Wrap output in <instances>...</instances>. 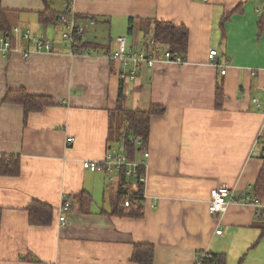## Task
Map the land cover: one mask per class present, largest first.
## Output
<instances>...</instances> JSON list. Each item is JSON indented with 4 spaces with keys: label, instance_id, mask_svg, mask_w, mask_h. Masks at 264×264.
<instances>
[{
    "label": "crops",
    "instance_id": "crops-1",
    "mask_svg": "<svg viewBox=\"0 0 264 264\" xmlns=\"http://www.w3.org/2000/svg\"><path fill=\"white\" fill-rule=\"evenodd\" d=\"M241 3L242 12L224 25V38L223 16ZM51 5L63 9L62 0ZM45 10L44 0H0L9 27L28 28L55 48L29 56L0 51V155H15L20 168L0 174V264H136L137 243L154 245V264H195L206 250L225 254L226 264H264V221L254 206L233 202L221 215L209 212L213 188L227 185L241 198L263 165L264 0H76L75 12L92 17L78 20L85 41L96 46L89 54H72L62 37L65 26L41 22ZM150 19L189 29L187 63L159 62L125 77L128 67L108 53L119 35L128 48H140L153 34ZM211 49L222 67L209 63ZM19 88L55 103L30 113L25 123L23 106L2 102L8 89ZM118 104L164 108L151 118L140 217L112 214L119 188L135 191L134 181L110 182L82 163L102 160L119 143ZM66 198L74 206L61 223ZM33 200L53 206L50 224L31 223Z\"/></svg>",
    "mask_w": 264,
    "mask_h": 264
},
{
    "label": "built area",
    "instance_id": "built-area-1",
    "mask_svg": "<svg viewBox=\"0 0 264 264\" xmlns=\"http://www.w3.org/2000/svg\"><path fill=\"white\" fill-rule=\"evenodd\" d=\"M75 1L76 0H62L63 8L67 12H63L59 16V23L65 26L62 37L72 54H76L74 53L76 38L84 37L86 32L85 26L80 25L76 18ZM202 1L208 3L210 0ZM115 43L116 48L108 53V57L120 62L125 67H128V70L125 71L123 75L131 79L137 77L139 70L143 66L154 68L159 62H168L178 66H183L187 63L186 58H183V56L178 53H173L163 43L158 42L153 36L143 41L141 47L137 49L127 47V37L124 35H119L115 39ZM0 51L3 55L13 51H19L22 52L23 55L29 56L35 52H54L55 48L50 39L37 37L28 28L25 29L19 26H14L12 33L9 35L0 34ZM79 54H89V51L84 50ZM218 56V50L211 49L208 54L209 63L217 67H222ZM221 73H226L225 68L221 70ZM255 101L258 102V100ZM128 140L138 148L136 153L142 154L140 158L137 156L133 157L132 153L128 150ZM74 142L75 140L72 137L67 139V144L69 145ZM258 143L262 146L264 151V125L260 132ZM149 156L150 154L146 149V144L142 142L141 138L122 135L119 143L110 146L102 160H84L82 163L84 169L103 173L110 182H115L120 179L124 182L131 180L134 181L133 184H135L136 189L139 186H143L145 192L148 172V166L145 159ZM135 191H129L128 196L123 200L125 206L131 205L132 201L130 198ZM235 193V190L227 185H220L213 188L210 192V214L213 216L221 215L227 211L228 206L231 203L242 202L254 206L256 218L260 221H264V199L248 195L239 199ZM69 208V202H63L59 210V220L61 223H66V214ZM217 232L220 233L219 230H217ZM208 257H210V252L208 250L200 252L195 264H204V261Z\"/></svg>",
    "mask_w": 264,
    "mask_h": 264
},
{
    "label": "trees",
    "instance_id": "trees-1",
    "mask_svg": "<svg viewBox=\"0 0 264 264\" xmlns=\"http://www.w3.org/2000/svg\"><path fill=\"white\" fill-rule=\"evenodd\" d=\"M46 3V10L40 14L41 22L45 25L59 23V16L64 10H57L51 5V0H44ZM242 3L237 6L232 12L223 16L221 21V27L223 29L224 38L226 34L224 31V25L226 21L231 17L233 13L242 12ZM77 20L86 19L89 21L92 17H86L81 14L76 13ZM95 19V18H94ZM79 23V22H78ZM134 19H130V26L132 29ZM147 24H152V36L158 41L163 43L167 48H169L173 53H178L186 58L189 49V29L185 25L175 24L171 21L150 19L147 20ZM13 27H9L3 17V13L0 12V34H10L12 33ZM151 31V30H150ZM149 31V32H150ZM49 39V38H48ZM52 41V40H51ZM53 42V41H52ZM92 47H96L92 42L85 41L84 37H77L76 44L74 46V53L79 54L84 50H90ZM210 52V51H209ZM208 52V54H209ZM209 60V59H208ZM123 97V89H120L119 98ZM217 97L219 104L222 103L224 99V87L223 84H219L217 89ZM3 103L8 104H18L23 106L25 111V123L28 120L29 114L32 112L41 111L47 106L53 105L54 99L47 95H38L29 93L25 88L19 89H8L3 100ZM117 111L123 114V130L120 133V138L122 135L127 137L135 136L142 139L144 144H147L150 137V124L151 118L154 115H160L163 113L164 108L161 105H152L148 110H127L124 109L121 104H118ZM119 138V141H120ZM128 150L132 153L133 157L136 156L137 147L134 146L128 140L127 143ZM263 165L259 174V177L255 184L249 189L245 194L252 197H257L264 199V151L262 154ZM19 161L16 159L15 155H0V174L7 175L11 173L14 175L19 172ZM129 190L124 188H119L117 192L118 200L115 201L113 206V215L117 216H130V217H140L143 213V201H144V188L139 186L133 196L130 198L132 201L130 206H125L123 200L128 196ZM84 194H82L83 196ZM75 197V196H74ZM87 198V196L85 195ZM76 198H81L79 194ZM242 198V197H241ZM239 198V199H241ZM69 202L70 208L67 211L70 212L73 209V202L66 198L63 202ZM81 202V201H80ZM30 221L35 225H47L53 221L54 208L50 204L42 202L40 200H33L29 208ZM264 223V222H263ZM262 235H264V224L261 226ZM154 254L155 247L151 243H137L134 245L131 260L136 264H154ZM204 264H226V255L221 253L210 252V257L206 258Z\"/></svg>",
    "mask_w": 264,
    "mask_h": 264
},
{
    "label": "rangeland",
    "instance_id": "rangeland-1",
    "mask_svg": "<svg viewBox=\"0 0 264 264\" xmlns=\"http://www.w3.org/2000/svg\"><path fill=\"white\" fill-rule=\"evenodd\" d=\"M19 27H21V26H19ZM22 28V27H21Z\"/></svg>",
    "mask_w": 264,
    "mask_h": 264
}]
</instances>
